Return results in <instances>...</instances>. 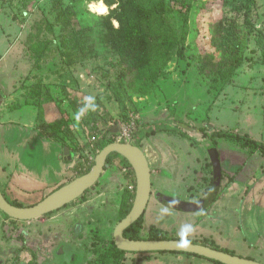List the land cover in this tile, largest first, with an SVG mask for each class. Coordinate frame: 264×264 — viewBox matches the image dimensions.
<instances>
[{
	"label": "rangeland",
	"instance_id": "obj_1",
	"mask_svg": "<svg viewBox=\"0 0 264 264\" xmlns=\"http://www.w3.org/2000/svg\"><path fill=\"white\" fill-rule=\"evenodd\" d=\"M164 1L180 44L169 58L163 57L162 73L146 86L107 47L101 21L110 8L103 0H0V120L30 106L36 111L31 132L56 144L42 152L44 157L31 140L19 148H2L6 124H0V182L8 185L7 197L31 206L78 178L82 164L94 163L103 141L127 142L154 157L152 165L164 158L160 192L190 203L189 189L196 201L211 189L213 141L225 172L218 199L203 213H187L151 197L140 235L155 226L178 240L207 239L225 252L264 264V152L250 153L239 142L210 137L232 132L264 144V0H227L224 13L222 0ZM98 3L107 12L98 13ZM246 4L247 12L240 9ZM220 19L234 25L240 36L231 41L223 25L222 43L215 47L213 34ZM113 25L117 27L115 21ZM227 43L241 62L230 73L234 58ZM81 47L82 59L70 63ZM24 112L17 110L18 115ZM28 149L38 153L28 157L55 158L73 171L63 179L35 177L26 187L19 169L25 161L20 163L7 150ZM41 162L32 166L34 171L38 167L35 174L42 173ZM238 174L240 180L231 182ZM126 182L121 170L109 168L96 194L51 216L19 222L0 212V264H94L100 253L114 264L110 236L117 205L114 197L106 198L123 194ZM117 262L214 264L173 253H127Z\"/></svg>",
	"mask_w": 264,
	"mask_h": 264
},
{
	"label": "trees",
	"instance_id": "obj_2",
	"mask_svg": "<svg viewBox=\"0 0 264 264\" xmlns=\"http://www.w3.org/2000/svg\"><path fill=\"white\" fill-rule=\"evenodd\" d=\"M105 5L110 8L109 13L103 16L101 21V26L104 31V35L106 38V44L112 52L117 53L120 57L121 63L123 66L130 71H136L140 78L138 79L139 84L141 85L142 82L147 86L154 82V79L157 75L161 74V66L160 62L165 56L166 59L169 58L168 54L171 51H174L180 44L179 42V34L177 29L175 28L174 24L169 22L167 19V8L166 3L164 0H103ZM183 4V2H182ZM228 2L227 0L221 1V13H224ZM116 6L115 8H111L112 6ZM105 6V7H106ZM250 4L242 5L240 9L244 11H249L247 8ZM107 12V8H106ZM117 23V27L113 25V22ZM220 22L216 25L215 34H213L214 39V46L221 44L222 42L220 39V35L223 29V25L226 28V31L229 32V39L231 41H236L239 36L240 32L236 30V27L230 23H225L223 19L219 20ZM66 25H69L67 22ZM69 27V26H67ZM214 28V27H213ZM186 30L182 29L184 33ZM212 36V35H211ZM229 47V44L227 43ZM184 45L181 47L183 49ZM229 49H231L229 47ZM83 48L81 47L77 50L75 55L70 56L69 60L70 63H77L79 62V58L83 55L82 54ZM235 49H231L232 58H234V63L231 66V70L235 71L239 65L240 60L235 57L236 55ZM76 59V60H75ZM82 59V58H80ZM221 66V65H220ZM226 73V71H225ZM139 91V89H137ZM74 110L78 111L79 108L74 106ZM15 129V130H13ZM15 125L3 126L2 130V148H8V146L14 145L17 142H21L23 140V134L25 130L23 128L18 129ZM21 130H23L21 132ZM21 132V133H20ZM37 135V134H36ZM39 135H37L38 137ZM211 139L214 137L225 138L227 141L239 142L240 145L244 148H247L250 153L261 151L264 152V144L257 142L246 135H240L237 133L232 132H215L211 136ZM11 140L9 141V139ZM11 142V143H10ZM113 143V141H103L100 144V150H102L106 145ZM214 143L212 141L211 146ZM6 146V147H5ZM81 170L79 172V176L84 175L90 171L93 164H82ZM109 168L115 169L118 171H122L124 173V177L128 184H133L134 191L129 193L126 189L123 194V202L121 210L117 216V223L120 222L130 211L132 207V203L135 196V176L134 172L129 165V163L117 154H112L108 157L106 161V166L104 172L107 171ZM213 173V171H212ZM225 172L223 171V176ZM103 175V174H102ZM223 178V177H222ZM213 181V180H212ZM234 179L231 181L233 182ZM230 182V183H231ZM100 182L97 183L96 186L91 188L87 191L79 200L75 203H80L82 201L87 200L97 189V186ZM128 186V185H127ZM213 182L211 183V188L213 187ZM7 185L0 182V190L5 197V199L10 202L11 204L22 207L23 205L16 200L10 199L6 195ZM218 197V196H217ZM218 199V198H216ZM6 219H9L7 216L3 214ZM143 217L144 215L130 228H128L124 232V237L131 239V240H169V239H176L171 237L167 231L151 226L147 232L146 236H141L140 231L143 227ZM110 244L112 246V250L115 253V261L114 264H118V260H121L126 252L118 250L113 242V237L110 236ZM7 242H14L11 238H5ZM93 239H98L97 237H93ZM190 241L195 244H202L205 246H210L211 248H215L217 250L223 251L222 249L218 248L212 241L204 239L200 243L194 240H185ZM93 246V245H92ZM95 248V245L93 246ZM96 251L97 248L95 249ZM225 252V251H224ZM167 253V252H161ZM228 253V252H226ZM99 254V253H98ZM173 254H184V253H173ZM186 256H195L192 254H184ZM234 255V254H233ZM198 257V256H195ZM107 258V259H106ZM108 257L105 254H99L96 259H94V264H109L107 263ZM89 261V263L93 262ZM211 261V260H209ZM214 264H219L217 262L211 261Z\"/></svg>",
	"mask_w": 264,
	"mask_h": 264
},
{
	"label": "water",
	"instance_id": "obj_3",
	"mask_svg": "<svg viewBox=\"0 0 264 264\" xmlns=\"http://www.w3.org/2000/svg\"><path fill=\"white\" fill-rule=\"evenodd\" d=\"M112 132H116V130L113 129ZM67 153L68 150L65 149L64 155H67ZM112 154L124 158L131 166L135 176V196L132 207L129 213L115 225L112 232L113 242L118 250L126 253L167 252L192 254L219 264H263L190 241L176 239L136 241L124 237V232L144 215L151 197L168 209L187 213L204 211L214 203L220 191L223 170L218 150L213 146L209 152V157L212 164L214 186L203 200L189 203L153 191L151 159L140 147L134 144L113 142L98 152L88 173L56 189L34 205L17 207L8 202L0 190V212L11 220L30 222L63 209L79 200L98 183L104 172L106 161Z\"/></svg>",
	"mask_w": 264,
	"mask_h": 264
},
{
	"label": "crops",
	"instance_id": "obj_4",
	"mask_svg": "<svg viewBox=\"0 0 264 264\" xmlns=\"http://www.w3.org/2000/svg\"><path fill=\"white\" fill-rule=\"evenodd\" d=\"M26 109H28V111H26ZM17 110H24L25 112H24V114L22 115V114H17ZM36 117V111L34 110V108H32V107H30V106H23V107H19V108H16L14 111H12V112H10L8 115H6L2 120H0V124H6V125H9V124H12V125H15L16 126V128L17 127H22L24 130H25V132L24 133H22L23 134V136H25V137H23V140L21 141V142H17L16 144H14V145H16L17 147L16 148H19L20 146H22V145H24V144H26L27 142H29V140H31L30 141V144H33V143H35V145H38V146H40V151H39V154H41L42 155V152L44 151V152H47V151H49V149L51 148V147H55V145L56 144H52V143H54V142H46L44 139H40L41 138V133L40 132H37V133H35V134H33L31 131H32V129L35 127V125H36V121H35V118ZM13 130H15V129H13ZM17 131H18V129H17ZM23 130H21V132H22ZM20 132V133H21ZM39 135L38 136V138H39V140H33V139H38L37 138V135ZM14 145H12V146H14ZM20 145V146H19ZM9 148V147H8ZM43 149V150H42ZM7 152L10 154V156H14L20 163H21V161H25V163H21L22 164V166H20L19 167V169L20 170H22L21 172L24 174L23 175V183L25 184V186L27 187V185L29 186V184H32V182H34V180H35V182H36V178L35 177H40V178H42V179H44V178H46L45 180L46 181H48L49 180V177L50 176H55V177H57V179H63V176L64 175H66L68 172H71V171H73V168H67L66 169V167H62L61 166V164H59V161L57 160V159H55V158H53V159H51V160H48L47 159V157L46 158H41L42 160H43V162H41V159H37L36 157H33V158H31V156L30 157H28V153H30V152H34L35 154H36V150H33V151H31V149H28V151H26V150H23V153H21V152H18V151H15V150H13V151H11V153L9 152V150H7ZM22 154H25V156L26 157H22ZM38 154V153H37ZM36 154V155H37ZM40 155V156H41ZM43 156V155H42ZM44 157V156H43ZM160 158H162V157H160ZM159 157H158V160L157 161H155V165H152V161H151V183L152 184H154L155 186H156V188L152 185V190L153 191H157V192H160V187H158V185H160V183H161V181H162V179L164 178V177H166L164 174H165V170H164V166H163V163L161 162V160H163L164 158H162V159H160ZM30 160L31 161V165H30V163H29V161L28 160ZM155 158L154 157H152V159L151 160H154ZM38 162H41V174H35V173H37V169H38V167L36 168V170L34 171V170H32V166H34V165H36V164H38ZM27 163H28V165H27ZM154 163V162H153ZM66 164V163H65ZM66 166V165H65ZM105 173V172H104ZM104 173H103V175H104ZM41 175V176H40ZM103 175H102V177H103ZM241 175V174H240ZM240 175L238 174V177H236L234 180V182H236V180H240ZM222 177H223V175H222ZM125 178V177H124ZM223 179V178H222ZM126 180V179H125ZM223 181V180H222ZM233 182V183H234ZM60 184V183H59ZM58 184V185H59ZM63 184H65V183H62L61 185H63ZM57 185V186H58ZM60 185V186H61ZM126 189L128 190V187L129 186H133V184H128L127 182H126ZM128 185V186H127ZM8 186V185H7ZM59 186V187H60ZM58 188V187H57ZM128 192L129 193H132L131 191H129L128 190ZM210 192V191H209ZM52 193V192H51ZM96 193V192H95ZM161 193V192H160ZM124 194V193H123ZM123 194H121L120 192L119 193H117V192H115V193H112L110 196H108V198H106V199H111L112 197H114V203L117 205V215H118V213H119V211L121 210V207H122V202H123ZM189 194H190V202H195L196 200H195V198H192L191 197V194H192V190H190L189 189ZM209 194V193H208ZM207 194V195H208ZM49 195V194H48ZM93 195V194H92ZM100 196H103V194L102 193H100ZM46 197V196H45ZM44 197V198H45ZM206 198V197H205ZM204 198V199H205ZM111 201V200H110ZM183 201H185V202H188V201H186V200H183ZM216 201V200H215ZM214 201V202H215ZM214 204V203H213ZM212 204V205H213ZM211 205V206H212ZM164 206V205H163ZM210 206V207H211ZM209 207V208H210ZM208 209V208H207ZM206 209V210H207ZM100 210H101V208H100ZM170 210H172V209H170ZM176 211V210H175ZM205 211V210H204ZM204 211H201V212H199V213H203ZM194 213H196V212H194ZM202 216V215H201ZM168 234H169V232H167ZM171 237H173L172 235H170ZM173 238H176V237H173ZM7 242V241H6ZM213 242V241H212Z\"/></svg>",
	"mask_w": 264,
	"mask_h": 264
},
{
	"label": "flooded vegetation",
	"instance_id": "obj_5",
	"mask_svg": "<svg viewBox=\"0 0 264 264\" xmlns=\"http://www.w3.org/2000/svg\"><path fill=\"white\" fill-rule=\"evenodd\" d=\"M64 151H65V150H64ZM63 154H64V153H63ZM67 154H68V153H67ZM65 158H66V157H65ZM71 158H72V157L70 156V157H68L67 159L70 160ZM103 173H104V172H103ZM101 178H102V176H101ZM101 178L99 179L98 182H100ZM96 185H97V184H96ZM96 185H95V186H96ZM99 185H100V183H99ZM99 185L97 186V189L95 190V192H97ZM54 191H55V190H54ZM52 192H53V191H52ZM95 192H94V194H96ZM200 200H203V199H200ZM75 202H76V201H75ZM75 202H73L72 204H70V205H68V206H66V207H64V208H67V207H69V206H73V205L75 204ZM82 202H84V201H82ZM78 204H79V203H78ZM61 210H62V209H61ZM59 211H60V210H59ZM56 212H58V211H56ZM56 212H54V213H56ZM54 213H52V214H54ZM52 214H49V215L44 216V217L51 216ZM44 217H43V218H44ZM89 261H90V260L88 259V262H89Z\"/></svg>",
	"mask_w": 264,
	"mask_h": 264
},
{
	"label": "bare ground",
	"instance_id": "obj_6",
	"mask_svg": "<svg viewBox=\"0 0 264 264\" xmlns=\"http://www.w3.org/2000/svg\"><path fill=\"white\" fill-rule=\"evenodd\" d=\"M105 10H106V7H105V5H103V3H98L97 5H96V11L98 12V13H104L105 12Z\"/></svg>",
	"mask_w": 264,
	"mask_h": 264
},
{
	"label": "built area",
	"instance_id": "obj_7",
	"mask_svg": "<svg viewBox=\"0 0 264 264\" xmlns=\"http://www.w3.org/2000/svg\"><path fill=\"white\" fill-rule=\"evenodd\" d=\"M128 190L131 191V192H133L134 191V187L133 186H129L128 187Z\"/></svg>",
	"mask_w": 264,
	"mask_h": 264
}]
</instances>
